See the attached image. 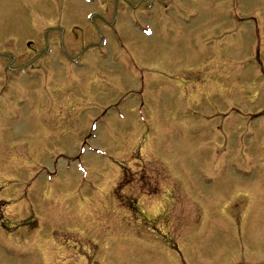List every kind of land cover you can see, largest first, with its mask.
<instances>
[{
    "label": "rangeland",
    "instance_id": "obj_1",
    "mask_svg": "<svg viewBox=\"0 0 264 264\" xmlns=\"http://www.w3.org/2000/svg\"><path fill=\"white\" fill-rule=\"evenodd\" d=\"M0 87V264H264V0H0Z\"/></svg>",
    "mask_w": 264,
    "mask_h": 264
},
{
    "label": "trees",
    "instance_id": "obj_2",
    "mask_svg": "<svg viewBox=\"0 0 264 264\" xmlns=\"http://www.w3.org/2000/svg\"><path fill=\"white\" fill-rule=\"evenodd\" d=\"M5 203L0 200V227H3L5 225V217H4V209H5Z\"/></svg>",
    "mask_w": 264,
    "mask_h": 264
},
{
    "label": "flooded vegetation",
    "instance_id": "obj_3",
    "mask_svg": "<svg viewBox=\"0 0 264 264\" xmlns=\"http://www.w3.org/2000/svg\"><path fill=\"white\" fill-rule=\"evenodd\" d=\"M71 11L73 12V10H71ZM85 16H86V15H85ZM54 17H55V16H54ZM70 17H72V15H66V16H65V18H70ZM62 18H63V16L61 15V16H60V19H62ZM107 33L110 34L111 32L108 31ZM229 87L232 88L231 86H229ZM170 247H171L172 250H174L173 248H174L175 246H174V245H171Z\"/></svg>",
    "mask_w": 264,
    "mask_h": 264
},
{
    "label": "bare ground",
    "instance_id": "obj_4",
    "mask_svg": "<svg viewBox=\"0 0 264 264\" xmlns=\"http://www.w3.org/2000/svg\"><path fill=\"white\" fill-rule=\"evenodd\" d=\"M153 204L156 205V204H157V201H154ZM50 257H52V256H50ZM59 257H60L59 255H54V256H53V258H54L55 261H58V258H59ZM48 264H49V263H48Z\"/></svg>",
    "mask_w": 264,
    "mask_h": 264
}]
</instances>
